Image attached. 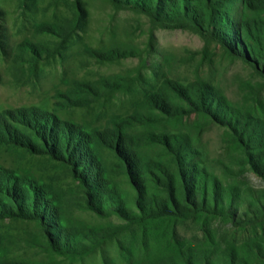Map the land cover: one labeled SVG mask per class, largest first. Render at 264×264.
Instances as JSON below:
<instances>
[{"label":"rangeland","instance_id":"obj_1","mask_svg":"<svg viewBox=\"0 0 264 264\" xmlns=\"http://www.w3.org/2000/svg\"><path fill=\"white\" fill-rule=\"evenodd\" d=\"M185 259L264 264V0H0V264Z\"/></svg>","mask_w":264,"mask_h":264},{"label":"trees","instance_id":"obj_2","mask_svg":"<svg viewBox=\"0 0 264 264\" xmlns=\"http://www.w3.org/2000/svg\"><path fill=\"white\" fill-rule=\"evenodd\" d=\"M194 6H195V4H194ZM245 36L248 38V39H250V35L247 33H245ZM252 42L250 41V40H248V42H247V47H249L250 49H249V51H250V54L252 55V57L255 59V60H259L260 61V59H261V53H260V51L256 48V44H251ZM238 44H239V46L241 47V50H242V52L248 57V59H249V53L246 51L247 49H246V47L244 48V46L242 45V43L239 41L238 42ZM254 48H256V49H254ZM207 106H209V108L212 106V104L211 103H208L207 104ZM134 169V168H133ZM185 264H187L188 262L189 263H192V264H201V261L199 260V261H197V260H193L192 262H190V260L189 259H185ZM229 264H236V262H234L233 260H229Z\"/></svg>","mask_w":264,"mask_h":264}]
</instances>
